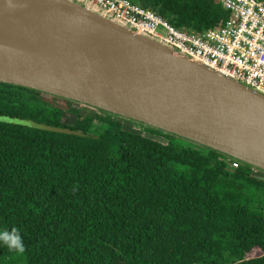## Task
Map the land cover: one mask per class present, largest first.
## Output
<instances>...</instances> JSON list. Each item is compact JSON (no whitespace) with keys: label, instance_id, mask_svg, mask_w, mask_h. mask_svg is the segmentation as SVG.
I'll return each instance as SVG.
<instances>
[{"label":"trees","instance_id":"16d2710c","mask_svg":"<svg viewBox=\"0 0 264 264\" xmlns=\"http://www.w3.org/2000/svg\"><path fill=\"white\" fill-rule=\"evenodd\" d=\"M131 1L192 34L229 18L223 0ZM74 104L0 83V231L25 246L0 244V264H264V180L251 168Z\"/></svg>","mask_w":264,"mask_h":264},{"label":"water","instance_id":"95a60500","mask_svg":"<svg viewBox=\"0 0 264 264\" xmlns=\"http://www.w3.org/2000/svg\"><path fill=\"white\" fill-rule=\"evenodd\" d=\"M0 83L162 131L264 180V95L85 0H0Z\"/></svg>","mask_w":264,"mask_h":264},{"label":"built area","instance_id":"2783aa9c","mask_svg":"<svg viewBox=\"0 0 264 264\" xmlns=\"http://www.w3.org/2000/svg\"><path fill=\"white\" fill-rule=\"evenodd\" d=\"M85 1L175 52L264 95V0H223L229 18L221 28L200 34L178 30L131 0ZM239 165L232 161V168Z\"/></svg>","mask_w":264,"mask_h":264},{"label":"rangeland","instance_id":"374dc122","mask_svg":"<svg viewBox=\"0 0 264 264\" xmlns=\"http://www.w3.org/2000/svg\"><path fill=\"white\" fill-rule=\"evenodd\" d=\"M74 109H77L79 111L80 114L82 115H88V116H95L96 114H99L98 111L96 110H93L91 108H87V107H84V106H81V105H78V104H74ZM115 119V118H113ZM0 121H9L8 119H5V118H2L0 117ZM63 121L66 125H72L74 124L75 122V116L73 115H70V114H66L63 118ZM14 123H18V124H21V125H24V126H30V127H40L39 125H36L32 122H28V121H12ZM131 122V121H129ZM123 126L125 128H130L132 129L133 131L137 132V133H140V134H144V128L141 127V125L139 126V124L137 123H133L131 122L130 123H126V122H123ZM254 175H261L260 173L256 172L254 173Z\"/></svg>","mask_w":264,"mask_h":264},{"label":"clouds","instance_id":"9594fccd","mask_svg":"<svg viewBox=\"0 0 264 264\" xmlns=\"http://www.w3.org/2000/svg\"><path fill=\"white\" fill-rule=\"evenodd\" d=\"M0 244L18 254H23L25 251L23 239L16 228H13L11 231H0Z\"/></svg>","mask_w":264,"mask_h":264}]
</instances>
